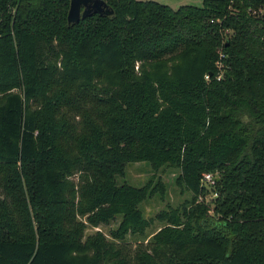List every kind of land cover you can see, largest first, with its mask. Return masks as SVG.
Segmentation results:
<instances>
[{"label":"trees","instance_id":"trees-1","mask_svg":"<svg viewBox=\"0 0 264 264\" xmlns=\"http://www.w3.org/2000/svg\"><path fill=\"white\" fill-rule=\"evenodd\" d=\"M104 1L0 0V264H264V0Z\"/></svg>","mask_w":264,"mask_h":264},{"label":"rangeland","instance_id":"rangeland-1","mask_svg":"<svg viewBox=\"0 0 264 264\" xmlns=\"http://www.w3.org/2000/svg\"><path fill=\"white\" fill-rule=\"evenodd\" d=\"M146 1V0H143ZM160 4L168 5L174 9L180 5H196L201 6L202 0H151ZM179 174V169L170 165H162L158 169H154L149 163L146 162H133L125 166L124 175L117 176L116 182L118 184L128 183L133 186H142L147 183L150 186H154L157 182H160L165 192L162 197L158 192L146 198L141 204L140 208L143 215L147 218L153 217L159 210L166 209L168 206H177L190 199V193L182 189V186L176 183V177ZM209 187L208 184L204 183ZM210 196L205 198V202L212 209V202H210ZM200 200V199H199ZM119 219L113 220L110 224L100 225L99 227H88L85 234L92 233L96 229L101 230L104 234L108 235L109 230L115 227ZM160 225L159 222L154 221L149 231H154ZM146 242L145 240H142Z\"/></svg>","mask_w":264,"mask_h":264},{"label":"water","instance_id":"water-1","mask_svg":"<svg viewBox=\"0 0 264 264\" xmlns=\"http://www.w3.org/2000/svg\"><path fill=\"white\" fill-rule=\"evenodd\" d=\"M112 12L104 0H70L66 19L68 23H75L93 13L110 15Z\"/></svg>","mask_w":264,"mask_h":264},{"label":"built area","instance_id":"built-area-1","mask_svg":"<svg viewBox=\"0 0 264 264\" xmlns=\"http://www.w3.org/2000/svg\"><path fill=\"white\" fill-rule=\"evenodd\" d=\"M207 77H208V76L205 75V78H207ZM219 78H220V76H217V79H219ZM201 181H202L203 183L208 184V185H212V184L214 183L213 176H212V174H210V173H204L203 176H202Z\"/></svg>","mask_w":264,"mask_h":264}]
</instances>
